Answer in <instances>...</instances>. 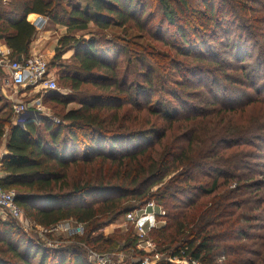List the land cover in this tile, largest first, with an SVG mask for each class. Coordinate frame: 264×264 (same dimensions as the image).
I'll list each match as a JSON object with an SVG mask.
<instances>
[{
  "label": "trees",
  "instance_id": "16d2710c",
  "mask_svg": "<svg viewBox=\"0 0 264 264\" xmlns=\"http://www.w3.org/2000/svg\"><path fill=\"white\" fill-rule=\"evenodd\" d=\"M30 14L68 29L49 70L75 50L63 78L83 97L43 96L63 108L78 101L59 124L21 127L0 109V188L17 193L34 226L73 221L84 236L49 249L0 219V264H92L85 245L142 256L138 237L102 230L150 202L166 211L148 234L159 253L264 264V114L224 116L264 103V0H0L12 60L29 58ZM92 27L121 32L77 37Z\"/></svg>",
  "mask_w": 264,
  "mask_h": 264
},
{
  "label": "built area",
  "instance_id": "2783aa9c",
  "mask_svg": "<svg viewBox=\"0 0 264 264\" xmlns=\"http://www.w3.org/2000/svg\"><path fill=\"white\" fill-rule=\"evenodd\" d=\"M40 24V23H39ZM5 73V82L9 86L20 87L25 90L29 87L31 95L25 93V98H29L28 104H20L16 111L19 114H27L29 108H34L32 112V121H35L39 116L51 115L46 114V108L43 106V96L49 92H59L57 80L49 70V62L43 57H30L26 60H12L5 52L0 51V71ZM24 94V93H23ZM52 119V118H51ZM55 120V119H53ZM57 124L59 120H55ZM0 213L4 218L10 217L15 221H21L23 217L22 208L17 203V193L13 190H4L0 188ZM166 211L156 205L155 202L147 203L146 205L128 213L125 218L131 223V226L136 231L139 244L143 245V249H138L142 256L129 257L127 254L120 253H92L90 260L92 264H176V262H187L185 264H201L200 261L183 255L181 258L164 255L157 251L156 245L151 244L148 240V234L152 229H157L165 225ZM78 229H82V225L77 224ZM43 230H55V228ZM153 246V249L151 247ZM144 250V252H143ZM145 250H147L145 252ZM132 258L131 260H127Z\"/></svg>",
  "mask_w": 264,
  "mask_h": 264
},
{
  "label": "rangeland",
  "instance_id": "374dc122",
  "mask_svg": "<svg viewBox=\"0 0 264 264\" xmlns=\"http://www.w3.org/2000/svg\"><path fill=\"white\" fill-rule=\"evenodd\" d=\"M82 3H80L82 5V8L85 7L86 3L84 1H81ZM158 15V14H157ZM160 16H157L156 18V22H158ZM121 30L120 29H110L108 31H104L101 32L99 31L96 27H92L91 32L89 31L87 32H80L77 33V37L81 40H89L94 38L95 36H98V40L99 38L103 37L104 39L108 40L112 38V34L118 33L120 34ZM141 35H138L136 32L133 31H129V35L128 38L133 39L138 41L139 43H141L143 46H148L150 45L149 41H147L146 39H143L140 37ZM100 45H102V48H105L106 46H104V43L102 42ZM75 55V50H70L67 53H65V55L62 58V63L64 64V68L59 69L58 67H52V74L54 75V77L57 80V85L58 88L60 89V91L58 92L57 96L67 100V99H71L73 97L77 96V99H79L80 97H83L81 95V93H75L73 91V89L68 86L66 84V82L64 81V75H65V71L67 70V74L71 73V70L76 69V64L73 60ZM45 59V58H44ZM47 62L51 63L53 59H51L50 61H48L47 59H45ZM66 69V70H65ZM4 80L5 78H1L0 80V98L2 100V102L0 103V109L3 110L2 112L4 113H9L12 112L13 114V120L16 122V124H18L21 127L25 126L26 122H32V119H34L32 117V112H34V108L30 107L29 111L27 112V114H19L16 111V108L20 105V104H28L29 102V98H23L21 95L23 94V90L22 88H18V87H13V86H9L7 83L4 84ZM88 87H86L85 89H87ZM255 95V94H254ZM44 100V99H43ZM52 99L48 100L43 103V106L47 109L45 112L47 115H51L52 119L55 120H59L61 119V114L68 112L70 110L73 109H78L79 108V103L78 101H73L71 103H69L65 108H63L62 105H57L56 103H53V101H51ZM260 114H264V103H257L250 105L246 110H242V111H236V112H226L224 114V116H226L227 118L231 117V118H241L239 120H248L251 117H257ZM146 115V114H145ZM46 117L45 115L43 116H39L37 117V119L34 121L36 123H40V121ZM54 120V122H55ZM56 123V122H55ZM7 150V149H6ZM7 153H4V156ZM3 158V157H2ZM1 161L2 159H0V170H1ZM264 164V162H262ZM263 167V166H262ZM264 169V167H263ZM89 202H92V199L88 200ZM156 203V202H155ZM156 205H158L156 203ZM160 208H163L162 205H159ZM1 212V211H0ZM23 217L21 218V221H15L10 217L4 218L1 213H0V219L4 220V221H14L16 222L23 230L26 234H30L32 235L36 240H39V242L41 241V243H43V245H45L47 248H57L59 246H63L65 244H69L72 242H75V238L76 237H83L84 236V226L82 225V229L77 230L78 229V225L73 222V221H69V222H65V223H61L58 226H56V229L51 231V230H43L41 229L39 226H34V224L32 223L31 219L26 215L25 211H23ZM166 216V215H165ZM103 233L105 236H109V235H119V236H127L129 235L130 237L133 236V238L137 236L136 231L134 230V228L131 226V223L128 222V220H126L125 217H120L115 223L111 224L110 226H108L107 228H104ZM149 242H151V244L155 245V242H153L151 239H148ZM71 241V242H70ZM140 242V238H138V242L135 245L136 249L138 251V249H143V245L139 244ZM126 243V241H122L121 245H124ZM84 248L87 250L86 255V259L88 257V260L92 263V261L90 260V255L92 253H103L104 252H100L97 250V248L92 247V246H84ZM151 249H153V246L151 247ZM96 250V251H95ZM147 250H145L146 252ZM144 252V250H143ZM115 253V252H112ZM125 254H127L129 257H132L131 255L133 254L132 252H123ZM145 254V253H144ZM138 257V256H136ZM135 258V257H133ZM132 258H128L127 260H131ZM136 259H139L136 258ZM224 259V258H223ZM187 262H183V264H185ZM176 264H181V262H176Z\"/></svg>",
  "mask_w": 264,
  "mask_h": 264
},
{
  "label": "crops",
  "instance_id": "0c3cea01",
  "mask_svg": "<svg viewBox=\"0 0 264 264\" xmlns=\"http://www.w3.org/2000/svg\"><path fill=\"white\" fill-rule=\"evenodd\" d=\"M28 21L35 25L37 29V35L30 46L29 58L41 56L50 61L55 55L59 39L67 34L68 29L65 26L55 25L48 18L37 14H30ZM0 51L7 53L10 57L11 50L3 40H0ZM23 91L24 94L21 95L23 98L25 97V93L31 95L29 87ZM6 149L7 140L5 139L0 143V159H2L4 153H7ZM4 177L5 174L0 170V179Z\"/></svg>",
  "mask_w": 264,
  "mask_h": 264
},
{
  "label": "water",
  "instance_id": "95a60500",
  "mask_svg": "<svg viewBox=\"0 0 264 264\" xmlns=\"http://www.w3.org/2000/svg\"><path fill=\"white\" fill-rule=\"evenodd\" d=\"M19 60H21V58Z\"/></svg>",
  "mask_w": 264,
  "mask_h": 264
}]
</instances>
